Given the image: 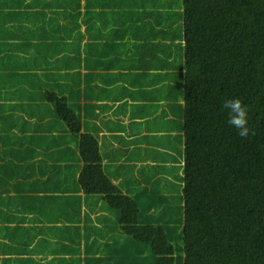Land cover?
I'll return each instance as SVG.
<instances>
[{
    "label": "trees",
    "instance_id": "16d2710c",
    "mask_svg": "<svg viewBox=\"0 0 264 264\" xmlns=\"http://www.w3.org/2000/svg\"><path fill=\"white\" fill-rule=\"evenodd\" d=\"M118 14L120 24L109 19ZM110 31L116 34L105 35ZM117 41L125 49L139 43L136 60L129 56L124 64L148 84L153 101L166 99L183 119L181 148L153 156L147 171L126 167L130 177L120 185L102 167L96 136L83 130L73 105L81 86H90L82 64L106 70L101 57ZM232 98L248 107L254 136L241 138L227 124L222 103ZM48 118L52 126L54 119L62 123L68 133L62 137L75 145L63 143L70 160L79 153L78 190L99 196L118 215L92 245L83 236L88 251L107 248L102 263L70 257L79 247H69L62 260L264 264V0H0V264L34 251L41 259L48 249L42 239L30 248L31 228L16 226L40 205L46 223H61L75 236L79 215L62 216V206L54 207L69 192L53 187V170L45 167L56 166L43 164L41 175L35 170L38 157L52 152L37 134L52 133ZM146 192L152 198L144 200ZM12 235L24 237L23 247L13 246ZM80 239L74 237L77 245Z\"/></svg>",
    "mask_w": 264,
    "mask_h": 264
},
{
    "label": "crops",
    "instance_id": "0c3cea01",
    "mask_svg": "<svg viewBox=\"0 0 264 264\" xmlns=\"http://www.w3.org/2000/svg\"><path fill=\"white\" fill-rule=\"evenodd\" d=\"M120 17V14H118L117 18L111 17L109 19L120 24ZM114 34H116V31H110L105 35ZM97 45H100V42ZM124 45V41H117L116 44L106 48L108 53L101 57L106 70L97 66H101V63L92 64L93 67L90 70L86 68L85 63L82 64L81 74L85 75V81L89 82L90 86H81V92L78 93L80 101L73 97L75 101L73 105L78 115L81 116L82 125L83 127L87 126L83 130L95 134L102 158L101 165L108 175L109 173L113 174L111 179L114 184L118 185L121 182H127L129 179L125 174L126 167L131 170L136 169L137 172L143 164L154 163L153 156L169 154L175 147L181 148L183 142L181 128L183 119L177 113L178 111L172 110L171 104L166 99L153 101L152 95L150 96L149 92L146 91V85L148 84L138 78L136 70H132L129 65L124 64L125 59L128 60L131 56L136 60L139 43L127 49ZM109 59H111L110 62L105 63ZM141 94L144 98L141 97ZM52 121L48 118V124H46L53 129L52 133H46L48 135L37 133L40 134V143H44L42 146H46V143L52 152L44 153L45 157H38L41 164L36 166L35 170L41 175L46 173L42 169L43 164L56 166L54 169H48L44 166L47 172L53 170L49 172V174H52L50 181L53 187L64 188L66 186L69 192L66 193V198L55 203L54 207L61 208L60 206H62V216L77 217L79 215L80 220L71 232L75 235L74 237L78 236L81 239L79 245H77L74 237H71L64 229L60 228L62 227L61 223L55 225L46 223L44 221L45 212L39 215L42 212L39 209L41 206H45L43 204L34 210L36 212L24 214L31 220L16 226L31 228V233L35 236V239L30 248L35 247L42 239L49 241L50 244H46L50 245L47 246L48 249L43 244L41 259L34 254L35 251L29 256L24 255V261H18L12 255L7 257L12 260L10 261L12 264H33L29 257H34V260L38 258L37 264H70L62 260V258H68L64 251L69 254L73 251L68 249L69 247H79L80 251L70 257L78 258V261L80 258L85 257L87 263L91 258H97L102 263L107 248L103 247L104 249L92 253L84 247L83 236L88 235V245H92L96 239H99L100 233L104 231L102 228L107 229L109 225H113V223H109L112 218L107 209L103 207V202L99 196L85 195L78 190L79 172L75 162L78 161V164H82L79 161V153L75 150L74 154H71L74 160H70V156H67L68 154L62 150L63 143H67L63 137L68 136V133L64 130L65 127L62 123L54 119L55 123L52 126ZM30 124L34 125L33 123ZM45 135L47 137H44ZM69 144L70 142L67 143V145ZM69 146L75 148L73 143ZM106 165H110L109 170L105 168ZM136 172H132L134 174L133 178L139 180L141 177ZM130 173H128L129 177ZM37 179L44 180L45 178L38 176ZM73 189H76L74 193L71 192ZM125 192L126 190L123 193ZM70 196L76 197L80 204H74L76 203L75 199L67 200ZM34 197L27 199L23 206H28L31 202H34ZM66 225L73 228V223ZM118 230L120 229L118 228ZM107 234L110 235L109 232ZM10 238L14 242L13 246L23 247V236L12 235ZM102 251L104 252L102 253ZM80 263L83 264V262Z\"/></svg>",
    "mask_w": 264,
    "mask_h": 264
},
{
    "label": "clouds",
    "instance_id": "9594fccd",
    "mask_svg": "<svg viewBox=\"0 0 264 264\" xmlns=\"http://www.w3.org/2000/svg\"><path fill=\"white\" fill-rule=\"evenodd\" d=\"M222 109L227 111V124L237 130L238 136L255 135V130L248 127V107L239 98L225 100Z\"/></svg>",
    "mask_w": 264,
    "mask_h": 264
},
{
    "label": "rangeland",
    "instance_id": "374dc122",
    "mask_svg": "<svg viewBox=\"0 0 264 264\" xmlns=\"http://www.w3.org/2000/svg\"><path fill=\"white\" fill-rule=\"evenodd\" d=\"M98 46H101V45H98ZM39 80H42V78H39ZM39 85H40V82H39ZM162 155H163V154H162ZM143 165H144V166H143ZM143 165H142V166L144 167V170L147 171V169H149V166H148L147 164H143ZM105 168H106L107 170H109L110 165H106ZM128 178H129V174H127V179H128ZM163 183H164V182H163ZM131 187H135V190H133V193H134L135 195H138V194L140 193V190H139L138 187H136V185H133V186H131ZM145 187H146V185H143V186H142V189H144ZM148 194H149V192L143 193V194L141 195V197H142L144 200L149 199V198H152V196H151V195H148ZM141 197H138L139 201H140V198H141ZM139 205H141V201H140ZM139 213H141L140 208H139ZM109 215H110V217H111L112 219H114L115 221H117V219H118V215H114V214H109ZM173 246L176 247V244L173 243ZM176 251H178L177 248H176ZM149 259L151 260V259H153V257H152L151 255H149ZM178 264H180V263L178 262Z\"/></svg>",
    "mask_w": 264,
    "mask_h": 264
}]
</instances>
